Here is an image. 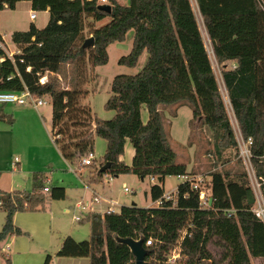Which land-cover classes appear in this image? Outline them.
<instances>
[{
    "label": "trees",
    "instance_id": "16d2710c",
    "mask_svg": "<svg viewBox=\"0 0 264 264\" xmlns=\"http://www.w3.org/2000/svg\"><path fill=\"white\" fill-rule=\"evenodd\" d=\"M20 1H29L34 11H48L49 20L42 29L31 24L28 31L12 33V43L20 53L14 61L0 62V92L28 88L38 98H51V136L68 162H81L93 152L96 136L106 141L99 165L94 159L87 166L90 185L99 184L105 175L162 179L150 189L152 201L163 200L161 205L123 206L104 215L90 212L86 216L90 239L79 242L65 237L56 256L86 257L90 264H135L130 248L119 241L131 238L143 241L150 264H169L168 256L178 246L181 256L175 264H252V259H264V222L253 212L256 197L246 170L214 169L207 174L209 180L202 178L198 190L183 182L173 199L163 198L167 177L195 174L177 163L160 106L187 104L195 119L202 116L201 124L208 126L219 142V158H223L224 149L238 151L192 0H0V14L15 9ZM195 3L240 132L253 141V169L258 179H264V0ZM103 4L112 7L110 14L99 9ZM106 18L110 22L97 28L96 22ZM131 30L133 47L119 64L135 67L145 51L148 59L137 74L113 79L105 108L115 115L104 121L81 104L87 93L77 80L87 78L90 69L106 65L108 47L124 42ZM88 37L94 38V46L83 49ZM65 66L73 69L68 89L61 88L59 82ZM43 75L48 80L40 85ZM144 109L146 122L142 119ZM0 120L13 123L2 107ZM127 143L135 151L131 165L122 161ZM107 163L110 167L99 173ZM34 180L31 192H0V210L6 213L0 231L2 253L9 238L23 234L14 223L17 213L40 212L49 202L66 199L64 187L51 183L45 192V179L37 176ZM202 189L212 199L207 207L199 199ZM262 195L264 199V190ZM2 257L5 264H12L9 254ZM50 259L48 256L46 264Z\"/></svg>",
    "mask_w": 264,
    "mask_h": 264
},
{
    "label": "rangeland",
    "instance_id": "374dc122",
    "mask_svg": "<svg viewBox=\"0 0 264 264\" xmlns=\"http://www.w3.org/2000/svg\"><path fill=\"white\" fill-rule=\"evenodd\" d=\"M122 3H127V0H119ZM194 11L197 16L198 24L201 33L204 37L205 45L212 60L213 68L216 73L220 90L223 95L226 109L232 124L235 136L239 131L238 123L235 119L227 91L223 85L220 69L215 61L211 42L207 36L203 20L197 9L195 0H192ZM36 15V20H31V14ZM49 20L48 11H34L29 1H20L15 9H5L0 14V33L8 44L9 48H13L11 35L15 31H28L31 24H34L39 29L46 26ZM100 26L110 22V18L102 21ZM89 32L86 31V37ZM89 38V37H88ZM134 42V31L131 30L126 35L124 42L111 44L108 47L109 60L104 66H98L94 70H89L87 78L83 76L77 80L80 88H84L85 96L82 98L81 104L91 108L94 116L101 120H111L115 112L108 111L105 105L111 95V84L113 79L119 75H135L140 72L145 66L148 53L145 51L135 67H127L119 64L122 57L128 56L131 52ZM15 49V48H14ZM66 76V78H65ZM89 76H91L89 78ZM73 81V69L71 66H65L63 74L59 76L61 88L68 89ZM46 104L39 108L42 116L44 127L48 129V138L51 142L44 138L41 139V134L36 133V128L33 127L27 120L18 121L15 118V113L24 109H33L31 105L19 106L14 104L0 105L5 113L11 116L14 120L13 128L15 135L18 138L20 145H25L30 156H38L42 160L52 159L54 162L51 166H47L44 170L49 174L54 173V178L57 180L63 179L66 186V199L51 201L45 207V210L34 213H17L18 217H25L24 222L14 218L15 224L22 229L21 236L9 238L2 246L3 253H7L12 257L20 247H25L27 254H32L31 250L38 249L41 242L47 243V252L53 253L60 250L62 240L65 237H72L76 241H88L91 231L90 224L86 221V216L90 212L104 214L110 204L108 200H112L117 205L113 208L120 211L123 206L137 205L140 208H148L154 204L150 196V189L153 185L160 184L158 180L146 178L141 181L136 175H121L118 178L110 175H105L99 184L90 185L88 182L89 169L87 166L81 167L80 162H66L62 157L59 159V153L53 144L51 135V117H52V102L49 96L44 97ZM164 127L170 140V144L177 154V163L186 165L187 171L195 178H204L208 172L217 170L231 171H247L246 164L240 158L238 151L224 149L222 157L219 158V142L213 137V131L206 125L201 124L203 120L195 119L193 110L187 105H171L160 106ZM36 111V110H35ZM142 119L144 122L148 119L147 110L142 111ZM42 131H45L43 128ZM237 140V137H236ZM42 143V147H37ZM129 144V143H128ZM52 145V146H51ZM106 141L98 136L95 138L93 154L99 165L100 159L106 152ZM135 151L129 144L126 153L122 157L127 165L133 163ZM52 167V168H50ZM223 168V169H222ZM248 173V172H247ZM25 178H27L25 180ZM30 175H24L16 172V181L21 185L20 190H31ZM110 178L112 181H110ZM207 180V181H208ZM110 181V182H109ZM58 183V182H57ZM56 183V184H57ZM183 183V180L177 176H169L165 179L162 185L165 195L177 192V188ZM62 185V186H63ZM64 186V187H65ZM126 187V190H125ZM93 192L99 197L93 196ZM148 193V196H145ZM78 204H83L86 210H81L77 207ZM69 209V212H67ZM5 216L3 211H0V216ZM75 217H80L82 221H75ZM2 226H0V231ZM42 245V244H41ZM0 252V264H5ZM58 253V252H57ZM56 253V254H57ZM252 264H264V259H252Z\"/></svg>",
    "mask_w": 264,
    "mask_h": 264
},
{
    "label": "crops",
    "instance_id": "0c3cea01",
    "mask_svg": "<svg viewBox=\"0 0 264 264\" xmlns=\"http://www.w3.org/2000/svg\"><path fill=\"white\" fill-rule=\"evenodd\" d=\"M35 20H36V18H35ZM101 23L102 22H96V27L100 28ZM230 105H231V103H230ZM231 109H232V107H231ZM35 110L30 109V108L20 110L17 113H15V118L18 121L20 120L22 122L27 120V122H29L31 125H33L34 128L37 129L36 133L39 132L42 135L41 139L43 140L44 138H46V140L49 141V143L51 144V142L48 138V129L46 128V126L44 127V124L42 121L43 120L42 116H41L39 110H36V111ZM6 115L9 116L8 114H6ZM13 122H14V120H13ZM12 124L9 123L7 120H0V192H12L14 190H20L19 187L21 184L18 181H16V172L22 173V174L27 175V176L30 175L32 177L31 178V180H32L31 190L30 191L29 190H20V191L31 192L33 190L34 184H35L34 179L37 176H42V179H45V182H44L45 187L46 186L49 187V184H51V183H53L57 186L64 187L65 184L64 185L59 184V182L63 183V181H64L63 179H61V180L57 179L56 180L54 178V175H52L54 173L49 174L48 172H46L44 170L47 166H51L52 163L54 162V160H52V159L42 160L38 157L40 155L39 153L36 154L37 156L31 157L30 154H28V150L25 148L24 143H23V145H20V143L18 142L19 140L15 135V129L13 128ZM43 128H45V131H42ZM50 135H51V133H50ZM51 139H52V136H51ZM52 141H53V139H52ZM41 144L42 143H39L37 145V147H42ZM53 144H54V142H53ZM128 145L129 144L127 143L125 146V153H126ZM55 148L57 149V152L60 154L59 159L61 157L63 158V156L60 153V151L58 150V148L56 146H55ZM66 162H68V161H66ZM81 167H83V166H81ZM50 168H52V167H50ZM26 179L27 178H25V180ZM152 180H154V179H152ZM110 181H112L111 178H110ZM64 188L66 189V186ZM125 190H126V187H125ZM95 193L96 192H93L94 198L98 197ZM66 195H67V193H66ZM147 196H148V193H147ZM106 200L109 201L106 203H108L110 205L108 206L107 211L104 214H106L107 212H115L116 210H114L111 207H113L114 205H117V203H115L112 200H108V199H106ZM78 206H79V204L77 205V207ZM153 207H157V202H154V204L148 208H153ZM67 212H69V209H67ZM93 213H97V212H93ZM99 214H101V213H99ZM104 214H101V215H104ZM18 216H19V214H16L14 216V218L16 219V222L20 221V223H21V222H24L26 220L25 217L20 218ZM5 218H6V213H5V216L4 215L2 217L0 216V226H3V224L5 222ZM77 222H80V221H77ZM177 248L180 249L179 246ZM24 251H25V247H20L16 251V253L12 257V264H46L48 256H50V258H51L49 264H90L89 258H86V257H82V258L58 257V256H56V253L58 251L53 252V253H48L46 242H41L38 245V249L31 250L32 254H27V252H24Z\"/></svg>",
    "mask_w": 264,
    "mask_h": 264
},
{
    "label": "built area",
    "instance_id": "2783aa9c",
    "mask_svg": "<svg viewBox=\"0 0 264 264\" xmlns=\"http://www.w3.org/2000/svg\"><path fill=\"white\" fill-rule=\"evenodd\" d=\"M103 3H106V0H102ZM36 15L33 13L30 15L31 20H35ZM15 48V49H14ZM20 53V50L17 45L13 43V48L10 49L8 44L5 42L4 38L0 40V62L5 61L6 59H10L14 61L15 56ZM30 68H28V71ZM47 75H43L39 79L40 85H45L47 82ZM230 102V100H229ZM5 104H14L19 106H25V105H31L34 109L39 110L40 107L44 106L46 102L43 98L36 97L28 88H25L22 92H16V91H8V92H0V105ZM237 137V143H238V149H239V155L240 158L244 161V164H246L247 172L251 181V185L253 188V191L256 196V205L253 209V212L255 213L256 217L259 218L264 222V199L262 192L264 190V179H258L255 171L252 166V152H251V146L253 144L252 139H244L240 130L236 134ZM95 159V156L93 152L87 153L81 160L80 165L85 167L92 164L93 160ZM262 161L264 164V155L262 156ZM180 179L183 180V182H189L191 183L192 187L196 190L200 188V185L203 182V179L200 178H193L189 175H181L179 176ZM44 191H49V187L46 186L44 188ZM176 195L175 192L164 195L165 200L173 199ZM199 199L201 201V204L205 207H207L210 204V199L208 198L206 191L202 189L199 194ZM163 200L157 201V206L161 205ZM78 208L81 210H86V207L83 204H79ZM76 221H80V217H75ZM147 244H151V242H147ZM181 256V250L177 248L168 256V263L169 264H175L176 261Z\"/></svg>",
    "mask_w": 264,
    "mask_h": 264
},
{
    "label": "water",
    "instance_id": "95a60500",
    "mask_svg": "<svg viewBox=\"0 0 264 264\" xmlns=\"http://www.w3.org/2000/svg\"><path fill=\"white\" fill-rule=\"evenodd\" d=\"M99 9L102 11H105L107 13H111L112 7L109 4H103L99 6ZM94 46V38L90 37L88 38L84 44H83V49L89 48V47H93ZM202 116L199 117V120H202ZM110 167V163H107L106 165H104L103 167H101L99 169V173H103L105 172L108 168ZM144 179L141 178V181H143ZM159 182L162 181L161 178L158 179ZM145 196H147V193H145ZM210 202H212V199L210 200ZM120 242H122L123 244L127 245L132 254L135 257V264H150L148 261H146V257H147V250L144 248L143 246V241H137L131 238L128 239H120Z\"/></svg>",
    "mask_w": 264,
    "mask_h": 264
}]
</instances>
